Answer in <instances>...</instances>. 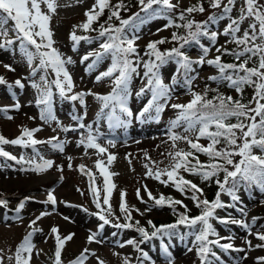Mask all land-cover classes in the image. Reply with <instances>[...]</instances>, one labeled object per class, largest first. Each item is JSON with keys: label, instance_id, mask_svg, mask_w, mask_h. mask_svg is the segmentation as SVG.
Returning <instances> with one entry per match:
<instances>
[{"label": "snow or ice", "instance_id": "snow-or-ice-1", "mask_svg": "<svg viewBox=\"0 0 264 264\" xmlns=\"http://www.w3.org/2000/svg\"><path fill=\"white\" fill-rule=\"evenodd\" d=\"M139 4L141 6L140 11L151 18L170 13L177 7V4H174L172 0H139ZM42 5L46 6V11L42 8ZM236 5L237 0H227L226 3L225 0H209V6L212 9H220L221 11L219 14L209 15L205 21L187 20L184 15V12L189 14L193 12L204 13L206 9L202 2L186 8L179 15L180 20L186 21L184 24L174 25L173 21L169 19V23L165 25V27L175 26L186 29V35L172 33L171 40L178 42L179 46L161 51L158 45L167 43L166 38L149 41L144 53L148 59L143 60L137 51L138 45L136 41L140 37L127 34L128 27L135 28V20H140L141 23L144 22L140 14L136 13L129 19H121L120 10L125 8L123 0H120L115 5L111 4V0H95L91 8L84 13L86 19L80 24L73 25L70 39L74 45L79 44L80 41H91L93 38L77 35L76 30L79 29L84 32L96 31L93 28V24L104 14L105 9L109 10L110 15L107 21L99 25V37H106L105 41L99 46L101 50L90 52L82 58L83 62L90 57H94L88 65V70H92L105 56H110V67L96 76L97 82L104 78L111 79V91L108 94L101 95L91 92L73 93L72 91L75 85L66 68V64L72 63V61L70 57L67 60L62 58L60 51L54 47L56 41L53 38L54 33L51 28L52 15L57 12L59 7L58 0H0V50H14V46L18 43L21 53L26 57L27 63L31 68V76L35 77L37 72H44V75L40 77L41 83L38 84L33 80L32 87L39 92L35 103L40 107V119L45 122L56 119L52 108V86L54 85L61 99L68 101L79 100L81 105H85L84 97L86 95L95 96L101 104L97 113L98 119L106 117L110 128L127 127L131 122L130 119H122L120 115H117V112L119 111V113L128 118L133 116V112L127 103L130 96L129 85L133 74L139 75L138 68L141 64L145 69L143 76L147 79V83L136 95L139 97L144 95L145 92H150L151 98L137 114L136 118L144 122L146 114H148L147 119H156L158 121L160 113L164 111L168 101L172 99V87L164 83L160 72L161 68L169 62H175L177 65L176 72L183 76V82L191 93V99L187 103L171 104L173 109L178 110L176 118L170 121L167 133L169 139L173 142L172 147L175 149V151L168 153L171 163L163 169L157 168L154 170L147 164L145 168L147 169V176L153 177L165 185L171 182L181 194L186 195L187 192H191L190 199L195 202L196 207L201 211L199 215L189 216V209L187 205L183 204L182 200L166 197L163 194L157 198L147 189V186H144L149 200H152L155 206L167 204L169 207L180 205L184 208L183 213H176L178 218L173 224L157 227L149 220L148 224L153 229L149 232L140 225V221L132 222V212L129 210L125 200L126 193L122 191L119 210L123 214L125 222H117L113 226L121 229L134 228L140 234L141 239L139 241L135 238L128 239L126 244L134 246L141 253V264H143V260H150L151 258L139 245L154 238L160 239L167 264H175V260L169 251L168 244L164 242V238L167 237L170 240L176 235L174 230L179 225H184L192 230L188 233L189 235H195L196 253L200 264H213L209 257H213L219 262L220 257L213 250V247H218L225 252L229 250L242 252L245 250L244 248H235L231 242L222 243V240L230 241L233 237H221L211 222L216 220L220 224L239 225L250 232L251 229L245 221L216 215L217 209L235 206L222 201L221 194H227L235 202L240 200L238 192L241 186L248 188L255 186L264 192V0H242L239 14L234 17L232 12ZM113 18L120 21V26H113L109 23ZM225 19L228 22L222 31L211 30L210 25L217 24ZM245 21H248V25L246 28H242ZM220 36L227 38L224 44H218ZM201 38H207L209 45L203 44ZM191 44L198 45L201 49V55L196 59H193L183 50L185 46ZM228 44H234L235 47L229 48L227 47ZM213 48H215L217 55L209 58ZM226 55L233 57V62H225L223 57ZM132 56H136V59H131ZM36 60H38V63L34 64ZM205 64L214 67L217 73L209 76L208 80L217 82V84L226 83L227 87L233 89L240 98L237 99L231 95H225L219 91V87L210 89L207 85L202 93L192 91L191 84L196 78V76L191 75L196 72V67L194 66L203 67ZM4 67L9 71H15L11 65L5 64ZM49 69L54 73L55 78L52 80L48 79ZM179 82L177 76L173 75L171 78L172 85ZM5 84L12 88V85L8 84L3 76H0V85ZM14 84L21 89L24 88L21 79H16ZM246 87L253 89V95L248 103L243 102V94ZM209 91L215 92L216 95L209 98ZM13 96H15L14 93ZM13 107L18 110L20 104L16 103ZM153 110L155 112L154 117L151 115ZM0 111L6 112L7 109H0ZM7 118L12 119L10 116ZM29 118L35 119L34 117ZM73 119L79 121L81 117L74 116ZM180 127H183V133L175 131V129ZM79 128H87L89 131L86 138H81L78 141L77 146L83 145L86 149H95L101 157L96 160L95 166L104 177L103 191L105 195L103 196L102 204L99 191L95 187L91 190L94 197L93 203H95L97 209H100L98 213H93V215L98 216L99 220L102 221L98 226L99 230L102 231L105 225L112 224L109 217L113 216L114 213L110 198L115 185L111 182L110 177L117 175L116 173L108 172L103 156L106 154L108 165L112 164L116 156L114 153H110L107 147L102 146L98 142L99 137L93 134L92 125H85L81 122L79 123ZM63 130L69 131L70 129L65 127ZM39 131H41L39 127L32 129L24 127L20 135L12 140H8L0 134V145L12 144L24 147L31 145L34 147L38 144L57 141V143L53 144V147L58 148L60 151L64 150L63 142H59L55 136L48 141L35 139L34 134ZM202 139L206 140L207 143H201ZM178 141L185 142L188 149L178 148ZM115 144L114 140L108 141V145L111 147H115ZM198 154L206 156L208 158L207 162L201 161ZM0 156L14 160L17 163H26L32 166L30 170L36 172H44L53 167L54 163L52 160L45 159L38 152L36 157L39 160L35 157L25 160L23 156L18 159L16 156L4 151L3 148H0ZM153 163L156 162L153 161ZM80 168L81 171H84V165H81ZM181 170L197 175L203 181L216 178L215 182L218 186V191L215 199L212 201L206 198L201 199L203 189L191 180L185 179L181 175ZM220 173H223V180L218 178ZM87 174L94 183L93 174L90 171ZM162 177L167 179H162ZM136 195L141 202L147 203L141 197L140 189H137ZM45 203L53 205L57 203L56 197L52 192L48 193ZM0 205L6 207L7 201L0 199ZM102 205L107 206V208ZM23 208L24 201H21L16 208V212L19 213ZM134 210L139 211V209ZM146 210L150 211L151 209ZM173 211L176 212L174 207ZM241 212L243 213V209H241ZM50 214L49 212H41L35 220L31 221L30 227L35 225L37 220ZM65 219L68 218L65 217ZM119 219L120 217H116L117 221ZM253 222H255V218ZM41 231L43 230L33 227L32 231L24 236L15 250V264H32L33 250L35 248L32 237L36 232ZM51 233L55 234L56 241L53 264H62V250L65 243L71 240L73 236L69 234L61 237L59 229L55 226L51 227ZM98 235L99 232H92L87 237L88 242L92 243L95 241L99 243L100 241L97 240ZM255 235L259 241L264 242V232H258ZM183 238L181 236V239ZM245 243L249 248L252 247L250 240H245ZM120 246L123 247L124 244ZM255 247L264 248V243L257 244ZM191 250L190 248L189 251ZM89 251L88 248H85L71 264H84L87 259L86 254ZM9 259L13 258L9 257ZM139 259L140 257H138ZM258 262L259 264H264V256L258 257ZM0 264H2V261H0ZM100 264H104V262L100 261ZM124 264H130L129 259L125 258ZM152 264H155V261H152Z\"/></svg>", "mask_w": 264, "mask_h": 264}, {"label": "rangeland", "instance_id": "rangeland-1", "mask_svg": "<svg viewBox=\"0 0 264 264\" xmlns=\"http://www.w3.org/2000/svg\"><path fill=\"white\" fill-rule=\"evenodd\" d=\"M200 1L204 0H172L174 4H177L173 12L177 13L185 10L190 4ZM94 2L95 0H58L59 7L57 12L52 15L51 28L54 33L53 38L56 41L54 47L60 51L62 58L65 60L69 57L71 58L72 63L66 64V68L75 85L72 90L73 93L91 92L105 95L111 91V79L104 78L97 82L96 76L110 67V56H105L92 70H88V65L94 57H90L83 62L82 58L90 52L100 51L99 46L105 41L106 37L92 42L80 41L76 45L70 39L73 25L80 24L86 19L84 13L91 8ZM111 2L115 4L119 3L120 0H111ZM226 2L227 0H225ZM241 3L242 0H237L232 16L235 17L239 14ZM42 8L45 11L47 10L44 5H42ZM205 9L204 13H194L193 20L205 21L209 15L219 14L221 11L220 9H212L210 6H206ZM115 22L118 23L119 20H113V23ZM227 22V19L221 20L217 24L210 25V28L220 32ZM168 23V17L160 16L137 24L135 28H127L129 36L137 35L140 37L136 41L138 45L137 51L143 60L146 57L144 53L149 41L172 36L175 26L165 27ZM247 25L248 21H245L242 28H246ZM76 31L77 35H80L79 29ZM226 39V37L220 36L218 44H224ZM203 44L209 45V41L205 40ZM232 45L228 44L227 47L230 48ZM199 55H201V49H194L190 56L196 59ZM215 55L217 53L215 48H213L209 58ZM131 59L135 60L136 56H132ZM36 63H38V60L34 61V64ZM5 64L11 65L15 71L7 70L4 67ZM194 67H196V72L191 75L196 76V78L191 84L192 91L202 93L207 85L210 89L219 87L220 92L225 95H231L234 98L238 95L233 89L227 87L226 83L217 84V82L207 79L209 76L217 74L214 67L207 64L203 67ZM176 69L177 65L174 62H169L160 70L164 83L172 87V99L168 101L161 118L158 121L147 119L148 114H146V118L142 122L136 116L151 98V93L145 92L144 95L139 97L136 95L147 83V79L143 76L145 69L141 64L138 68L139 75L133 74L129 85L130 96L127 103L133 112V116L128 118L119 113V111L117 112V115H120L122 119H130L131 122L127 127H119L121 128L120 130H109L105 127V119L107 118H97L101 104L95 96L86 95L84 97L85 105H81L79 100L68 101L61 99L54 85L52 86V108L56 119L48 122L41 120L40 107L35 103L39 92L32 87V81L35 80L36 83L40 84V77L44 75V72L40 71L37 72L35 77L31 76V68L27 63L26 57L21 53L18 43L14 46V50H0V76H3L8 84L12 85V88H9L7 84L0 85V109H7L6 112L0 111V133H3L7 138L15 139V136L21 133L22 128L32 129L39 127L41 131L34 134L35 139L48 141L53 136L57 137L58 140L64 139L63 151L51 147L49 143L36 145V151L16 145L11 146L10 144L3 146L10 154H16L19 158L23 156L25 160H28L35 157L39 160L36 157L38 152L45 159L52 160L54 163L53 167L46 171L36 172L30 170L32 166L26 163L16 164L17 162L0 156V190L6 191L3 196L7 201L6 207L0 205V261H2V264H15L14 254L16 247L24 236L32 231L33 227L40 228L43 231L36 232L32 237L35 245L32 264H53L56 247L55 234L51 233V227L53 226L59 229L61 237L69 234L73 236L71 240L65 243L62 250V264H71L73 258H77L85 248L90 251L86 254L87 259L84 264H100V261H103L104 264H124L125 258L129 259L130 264H141V253L134 246L126 244L128 239L135 238L139 240L141 238L134 228L121 229L113 225L110 226V224L105 225L102 231L98 228L102 221L99 220L98 216L93 215V213H98L99 211L95 203H93L94 197L89 186L90 181L87 173L96 171L95 162L101 157L95 149H86L83 145L77 146L78 141L81 138H86L89 131L87 128H79V123L81 122L85 125H92L93 134L99 137L98 142H103L108 151L116 156L111 165L107 164L106 154L103 156L108 172L117 174L111 176V180L115 185L110 198L114 215L110 216L109 219L113 224L125 222L123 214L119 210L122 191L126 193L125 200L129 210L132 212V222L134 223L138 220L146 229H148L149 220L152 222L159 219L166 221L177 216L175 215L176 212L167 204L155 206L154 202L149 200L144 186H147V189L155 197L163 194L166 197L182 200L183 204L187 205L189 209V216H192L194 211L199 210L195 202L190 199L191 194L189 192L186 195L181 194L171 182L165 185L146 175V164L155 170L157 168L163 169L171 163L168 153L175 151V149L172 147L173 142L169 139L167 133L170 121L176 118L178 111L173 109L171 104L187 103L191 99V93L183 82V77L177 76L180 82L172 85L171 78L176 75ZM54 78V73L49 69L48 79L52 80ZM16 79H21L24 84L23 89L15 86L14 81ZM9 90H12L15 96H12ZM16 103L20 104L18 110L13 107ZM154 114L153 110L151 115L154 117ZM9 116L12 119H8L7 117ZM74 116L81 117V120L73 119ZM29 117H34L35 119H30ZM65 127L70 130L64 131ZM175 131L183 133V127L177 128ZM109 140L116 142L115 147L108 145ZM201 143L206 144L207 141L202 139ZM177 147L188 149L187 144L183 141H178ZM200 159H205V156L203 155ZM153 161L156 163H153ZM81 165H84V171H81ZM181 175L184 177L188 176L193 183L202 188L205 196H207L213 183H216V178L203 181L199 176L183 172V170H181ZM218 178L223 180V176ZM162 179L167 178L162 177ZM137 189H140L141 197L147 203L141 202L137 198ZM49 192H52L56 197L57 203L55 205L45 203ZM239 193L240 200L235 202L222 193L221 198L224 202L235 206L217 209L216 212H220L221 217H232L245 221L251 231L249 232L235 224L225 225L215 220L211 222L221 237H233L230 241L222 240V243L231 242L235 248H244L245 250L242 252L235 250L225 252L218 247H213V250L220 257L219 262L215 258L209 257L213 264H259L258 257L264 256V248L255 247L257 244L264 243L259 241L255 235L258 232H264V192L259 188H254L252 192L248 193L246 190L241 189ZM22 197H24V200H21ZM21 201H24V208L17 213L16 208ZM102 206L107 208V206ZM149 208L151 210L147 211L146 209ZM134 209H139V211L137 212ZM182 209L184 208L182 207ZM241 209H243V213ZM4 210H7V217H3ZM41 212H49L51 214L37 220L36 224L30 227L33 216H39ZM65 217L68 219H65ZM116 217H120L119 221L116 220ZM254 218L255 222H253ZM180 228L186 234L183 239L172 237L169 240L164 238V242L168 244L175 264H200L196 253L195 235H189L188 233L191 230L184 225H180ZM92 232H99L97 236L99 243L95 241L92 243L88 242L87 237ZM210 238L214 239L215 237ZM245 240L251 241V248L246 245ZM121 244H124V246L121 247ZM139 247L147 252L151 258L150 260H143V264H152V261H155V264H167L161 243L157 241V238L144 242ZM190 248L192 249L191 251H189ZM9 257L13 259H9ZM138 257H140L139 260Z\"/></svg>", "mask_w": 264, "mask_h": 264}, {"label": "trees", "instance_id": "trees-1", "mask_svg": "<svg viewBox=\"0 0 264 264\" xmlns=\"http://www.w3.org/2000/svg\"><path fill=\"white\" fill-rule=\"evenodd\" d=\"M137 1L138 0H131V5L129 3H125V8H123V9L120 10L121 19H125L126 18L127 15L125 13L127 12V10L128 11L131 10L132 9V6ZM201 2L203 3L204 7H206L207 5L209 6V0L201 1ZM201 2H198L196 4H199ZM113 5H115V4H113ZM192 5H195V4H191L189 7H191ZM139 14H140V17L142 19L148 17L145 13L139 12ZM109 15H110L109 10L108 9H105L104 14L99 18V20L97 22H95L93 24V28L96 29V31H89V32H84L82 30L81 31L84 34H87L88 36H91V37H99V25L100 24H104L107 21ZM179 15H180V13H178L176 15V18H174L175 25H182V24H184L186 22L184 20H180L179 19ZM184 15H185V17H186L187 20H192L193 19L192 18V15L189 14V13H184ZM128 17H129V15H128ZM113 20H117V19L116 18H113L112 21H110L109 23L112 24L113 26H120V25L117 24V22L113 23ZM135 21H139V20H135ZM174 32L175 33H178L179 35H186V29H184L183 27H175ZM162 39H165V38H162ZM166 39L168 41L167 43L158 45V47H159V49L161 51H165V50L170 49V46H173V47H178L179 46V43L178 42H175V41H172L171 40V37L170 38H166ZM158 40H160V39H158ZM201 40H202V38H201ZM192 45H195V44H191V45L185 46L184 51H188V49H190ZM223 60L225 62H233V57H231V56H225L223 58ZM250 89H252V88H250ZM214 95H216V94L215 93L208 92V97L209 98H211ZM250 96H251L250 92L244 91V94H243V102L244 103H248V101L250 100ZM236 98L239 99L240 97H236ZM233 122H235V121H233ZM206 160H208V158ZM215 189L214 188L213 189H210V191L208 192V200L209 201H212L214 199V197H215ZM2 193H4V192H0V194H2ZM200 198L203 199L202 196ZM196 212H195V214H196ZM157 221H159V220H157ZM159 223H161V222L159 221L158 224H156V225H159ZM148 230L149 231H152L153 229H152V227L149 226V229Z\"/></svg>", "mask_w": 264, "mask_h": 264}]
</instances>
